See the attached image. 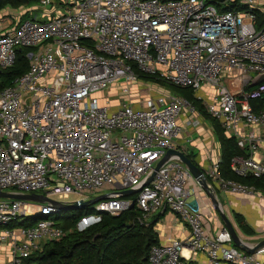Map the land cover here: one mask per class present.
<instances>
[{"label":"built area","instance_id":"2783aa9c","mask_svg":"<svg viewBox=\"0 0 264 264\" xmlns=\"http://www.w3.org/2000/svg\"><path fill=\"white\" fill-rule=\"evenodd\" d=\"M219 3L232 9L219 10L211 0H59L47 18L30 9L14 28H0V70L14 63L18 48H34L26 53L27 71L0 88V191L62 203L106 194L95 213L80 219V229L102 212L117 215L135 205L145 224L168 209L187 237L151 245L149 264H183L194 252L208 264H264V246L254 253L237 248L218 217L203 210L196 197L202 187L178 156L170 155L146 183L169 149L180 150L185 127L204 122L182 95L135 97L138 72L192 88L206 114L244 150L232 157V171L264 175V0ZM202 170L206 192L264 200V191L223 178L217 158ZM127 189L137 192L124 197ZM59 209L0 197L7 264H22L64 235L50 216ZM34 214L42 218L30 226H8Z\"/></svg>","mask_w":264,"mask_h":264},{"label":"trees","instance_id":"16d2710c","mask_svg":"<svg viewBox=\"0 0 264 264\" xmlns=\"http://www.w3.org/2000/svg\"><path fill=\"white\" fill-rule=\"evenodd\" d=\"M211 1L219 10L232 9V6H222L219 3L220 0ZM38 2L39 0H0V10L6 7H29L38 4ZM242 7L240 6V8ZM33 49L21 47L16 50L14 63L10 67L0 70V88L11 84L15 77L27 71L29 61L26 53ZM138 73L139 78L145 81L176 88L177 93L196 105L200 113L209 121L219 144L218 171L223 178L264 191V175L260 177L239 176L232 171L230 166L232 157L244 153V150L234 137L224 133L219 122L206 114L201 101L195 97L192 88L172 85L157 74ZM186 155L192 160L195 157L191 153H186ZM53 214H55L53 218L55 224L63 230L64 235L59 239L43 243L41 249L24 258L22 264H149V248L158 243L154 225L159 215L145 224H140L138 218L141 213L135 205L117 215L102 212L98 221L82 229L79 228L78 222L83 216L91 214L86 206L61 208L51 215ZM40 218H42L40 214H34L16 220L8 226H30ZM233 219L243 234L253 235L255 233L242 214L234 212Z\"/></svg>","mask_w":264,"mask_h":264},{"label":"crops","instance_id":"0c3cea01","mask_svg":"<svg viewBox=\"0 0 264 264\" xmlns=\"http://www.w3.org/2000/svg\"><path fill=\"white\" fill-rule=\"evenodd\" d=\"M56 4L53 5H41L40 0L38 4L27 7H6L0 10V28L1 32L9 30L15 27L19 19L25 18L29 15L30 9L33 10V13H36L39 17L47 18L50 15L54 14L53 9L57 6L59 0H52ZM23 8V9H21ZM208 122L206 126L210 127L209 132L205 133V126L198 128H192L186 126V132L177 139L178 146L185 154L191 153L194 154V160L197 164L203 168L214 158L219 160L220 149L216 137L213 133L211 124L207 119H204ZM203 120V122H204ZM180 124L185 125L186 122V113H184L180 119ZM214 137V142L213 137ZM205 137V138H204ZM203 139V141H202ZM216 143L218 150H216ZM212 144V145H211ZM215 149H214V148ZM199 189V188H198ZM218 201L221 210L226 214V216L233 223L236 231L238 232L241 239L246 242L248 245H252L255 242H258L264 238V200L258 199L253 196H246L242 194H231L225 192L221 189L215 188L211 192H206L203 188H200L196 197L202 202L203 210L207 213L210 212L214 216L218 217V222L223 224L222 219L219 216V213L216 209L212 208L213 198ZM223 199L226 200V204L223 203ZM238 212L242 214L248 223V225L254 230L253 235H245L239 230L233 219V213ZM159 215L158 219L155 221L154 230L157 233L158 243H168L173 239H185L188 234L187 227L177 219L168 209H162L156 214L152 215L149 221ZM242 233H240L239 231ZM234 244V243H233ZM9 245L6 243H0V264H7L10 258ZM185 254H187L185 252ZM261 260L264 261V254L259 256ZM183 264H208V259L202 252H194L191 254V257L188 259H182Z\"/></svg>","mask_w":264,"mask_h":264},{"label":"water","instance_id":"95a60500","mask_svg":"<svg viewBox=\"0 0 264 264\" xmlns=\"http://www.w3.org/2000/svg\"><path fill=\"white\" fill-rule=\"evenodd\" d=\"M259 80H263V77H259ZM170 155H176L178 156V158L181 160V162L183 164H185L187 166V168L189 169V171L191 172V174L193 175V177L199 182V184L201 185V187L205 190L208 191L209 190V186L207 184V179L203 173L202 168L197 164V162H195V160L190 159L182 150L179 149H169L165 156L156 164V166L154 167V170L151 174V176H149V178L147 179L146 183H148L151 179L152 176L154 175L155 171H157L159 169V167L162 165V163L170 156ZM122 193V195L124 197L133 195L135 192H137V190L134 189H127V190H121L120 191ZM212 196V195H211ZM0 197H9V198H15V199H21V200H28V201H34V202H49L57 207H59L60 209H66V208H77V207H82L85 206L89 203H93V202H97L101 199L106 198V194H101L93 199H89L86 201L83 200H79V201H74V202H70V203H62L59 202L57 200H53L45 195L42 194H37V193H14V192H5V191H0ZM213 198V203L216 207V210L219 213L220 218L222 219L225 227L228 229V231L231 234L232 240L234 245L239 248L242 249L248 253H254L257 248L264 246V238H262L261 240H259L258 242H255L252 245H248L246 242H244L241 237L239 236L238 232L236 231L233 223L231 222V220L226 216V214L221 210L220 205L218 203L217 200Z\"/></svg>","mask_w":264,"mask_h":264},{"label":"rangeland","instance_id":"374dc122","mask_svg":"<svg viewBox=\"0 0 264 264\" xmlns=\"http://www.w3.org/2000/svg\"><path fill=\"white\" fill-rule=\"evenodd\" d=\"M21 9H23V8H21ZM138 83H140V87L138 88V89H132V92L133 93H136V95L137 96H135V97H140V98H143L147 93H149V94H151V95H153V96H155V95H158V94H161V93H171V94H179V93H177V90H176V88H174L173 86H169V85H162V84H156V83H154V82H148V81H145L144 79H140L139 81H138ZM119 102V100L118 99H114L112 102H111V104L112 105H116L117 103ZM200 117H201V119L202 120H204L205 119V117H204V115L202 114V113H200ZM206 124H208V122L207 121H205L204 120V126H205V133L207 132H209V137H211V135H210V132H211V130H210V127L209 126H206ZM212 133V132H211ZM213 137V136H212ZM205 138V137H204ZM216 140V139H215ZM202 141H203V139H202ZM213 142H214V137H213V140H212ZM215 143V142H214ZM212 145V144H211ZM214 148V147H213ZM215 149V148H214ZM216 150H218V146H217V143H216ZM75 195H70L69 196V200H74L75 199ZM95 203L96 202H93V203H89V204H87V205H85L86 206V208H87V210L90 212V213H95V210H94V206H95ZM223 203L224 204H226L227 202H226V200L225 199H223ZM55 217V214H53V215H51V218L53 219ZM239 231V230H238ZM240 232V231H239ZM241 233V232H240ZM242 234V233H241ZM244 236V238H245V240L247 239L246 237L247 236H245V234H243ZM248 240V239H247Z\"/></svg>","mask_w":264,"mask_h":264}]
</instances>
